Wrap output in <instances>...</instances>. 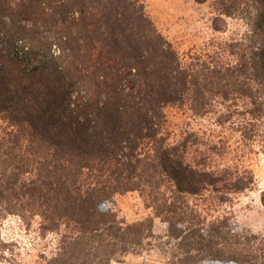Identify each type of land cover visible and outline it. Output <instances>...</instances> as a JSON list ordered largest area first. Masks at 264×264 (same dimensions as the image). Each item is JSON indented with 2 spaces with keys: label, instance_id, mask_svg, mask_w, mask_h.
<instances>
[{
  "label": "trees",
  "instance_id": "trees-1",
  "mask_svg": "<svg viewBox=\"0 0 264 264\" xmlns=\"http://www.w3.org/2000/svg\"><path fill=\"white\" fill-rule=\"evenodd\" d=\"M194 1L216 32L226 19L248 26L237 62L184 64L139 0H0V222L64 228L45 264L153 251L163 264H264V236L192 202H232L253 173L226 162L222 140L171 143L166 114L188 109L264 143V0ZM132 192L154 218L118 219L109 204Z\"/></svg>",
  "mask_w": 264,
  "mask_h": 264
},
{
  "label": "rangeland",
  "instance_id": "rangeland-1",
  "mask_svg": "<svg viewBox=\"0 0 264 264\" xmlns=\"http://www.w3.org/2000/svg\"><path fill=\"white\" fill-rule=\"evenodd\" d=\"M162 35L171 42L184 64L203 61L237 62L231 50L239 47L248 26L239 19H226L224 32L213 29L214 15L208 5L194 0H139ZM221 25L222 22H219ZM232 47V48H230ZM237 52V50H236ZM170 142L177 144L188 135L209 143L220 140L228 143L233 156L229 160L242 161L254 175L251 190L237 195L232 202L219 203L212 196L196 197L192 202L209 219H233L240 228L264 236V143L258 141L245 146L240 135L229 126L221 128L212 117L199 119L188 109L169 108L166 111ZM118 219L125 224L143 222L154 218L138 192L116 196L109 204ZM154 232L163 235L161 222L155 218ZM64 233H44L40 218L26 225L19 217L10 216L0 222V264H45L57 254L58 241ZM6 244V248L4 245ZM112 264H163L158 252L141 253L126 257L123 262Z\"/></svg>",
  "mask_w": 264,
  "mask_h": 264
}]
</instances>
